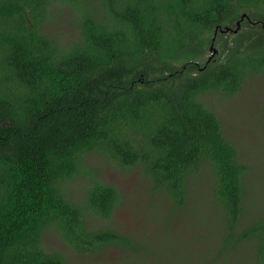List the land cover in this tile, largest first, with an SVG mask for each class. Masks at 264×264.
I'll list each match as a JSON object with an SVG mask.
<instances>
[{
	"label": "trees",
	"instance_id": "trees-1",
	"mask_svg": "<svg viewBox=\"0 0 264 264\" xmlns=\"http://www.w3.org/2000/svg\"><path fill=\"white\" fill-rule=\"evenodd\" d=\"M68 6L79 35L63 44L52 28ZM261 74L264 0H0V264H68L50 236L85 256L136 248L91 228L121 205L97 153L141 169L175 210L207 173L224 252L248 244L264 264V212L242 224L250 168L205 103Z\"/></svg>",
	"mask_w": 264,
	"mask_h": 264
},
{
	"label": "rangeland",
	"instance_id": "rangeland-1",
	"mask_svg": "<svg viewBox=\"0 0 264 264\" xmlns=\"http://www.w3.org/2000/svg\"><path fill=\"white\" fill-rule=\"evenodd\" d=\"M52 30L63 44L79 33L70 6L58 12ZM206 105L220 118L226 138L249 166L247 224L264 212V74L252 76L233 98L210 93ZM89 164L121 193V205L110 222L92 220L91 228L110 227L136 248L113 246L98 256L78 254L58 236L46 239L49 252L64 255L68 264H257L248 244L224 252L221 215L213 196V178L203 172L194 180L188 204L175 210L166 195L155 193L141 169L123 170L97 153ZM81 194L80 188L74 187Z\"/></svg>",
	"mask_w": 264,
	"mask_h": 264
},
{
	"label": "water",
	"instance_id": "water-1",
	"mask_svg": "<svg viewBox=\"0 0 264 264\" xmlns=\"http://www.w3.org/2000/svg\"><path fill=\"white\" fill-rule=\"evenodd\" d=\"M247 18L246 15L243 16L242 20L240 22L237 23V29L233 30V29H230V28H227L226 30H222L221 33L224 34V33H233V34H238L239 31L241 30V24L242 22ZM214 42L216 41V37L213 39ZM210 52H211V57L210 59H212L213 57L216 56V54L218 53L217 49L215 48L214 44L211 46L210 48Z\"/></svg>",
	"mask_w": 264,
	"mask_h": 264
}]
</instances>
